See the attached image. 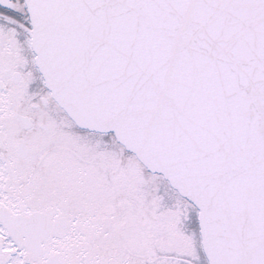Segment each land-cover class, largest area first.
<instances>
[{"label":"snow or ice","instance_id":"obj_1","mask_svg":"<svg viewBox=\"0 0 264 264\" xmlns=\"http://www.w3.org/2000/svg\"><path fill=\"white\" fill-rule=\"evenodd\" d=\"M0 264H264V0H0Z\"/></svg>","mask_w":264,"mask_h":264}]
</instances>
